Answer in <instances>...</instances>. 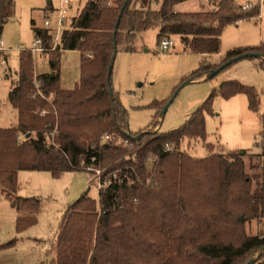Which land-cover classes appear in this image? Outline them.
I'll return each mask as SVG.
<instances>
[{
    "label": "trees",
    "instance_id": "obj_1",
    "mask_svg": "<svg viewBox=\"0 0 264 264\" xmlns=\"http://www.w3.org/2000/svg\"><path fill=\"white\" fill-rule=\"evenodd\" d=\"M188 1L129 0L124 8L127 0H89L56 50L48 31L35 30L49 55L48 74L35 76L33 54L21 51L19 80L9 94L18 125L0 129L1 193L20 214L17 234L38 224L41 208L40 199L18 196L20 172H48L55 179L67 173H86L91 179L100 173L99 201L90 197V188L66 210L50 247V264H247L264 249V233L243 232L246 223L264 219V164L262 174L250 177L245 163L249 156L264 161V115L261 140L255 144L262 153L196 159L182 150L186 141L206 143L205 115L213 114L217 95L226 100L245 95L257 113L258 90L224 82L179 129L139 135L130 131L113 90L119 50L136 53L143 33L156 30L159 44L178 37L185 52L211 56L220 53L228 26L260 16L259 6L245 9L235 0H219L210 12L176 11ZM11 5L14 0H0L1 26ZM63 51L81 53V78L73 90L60 84ZM249 54L264 57V46L233 49L219 66L203 62L188 83ZM36 82L47 100L33 99ZM21 135L28 141L20 143ZM105 135L111 137L107 142ZM17 242L15 238L0 248H14Z\"/></svg>",
    "mask_w": 264,
    "mask_h": 264
},
{
    "label": "rangeland",
    "instance_id": "obj_2",
    "mask_svg": "<svg viewBox=\"0 0 264 264\" xmlns=\"http://www.w3.org/2000/svg\"><path fill=\"white\" fill-rule=\"evenodd\" d=\"M88 1L72 0L71 21L68 22L67 29L70 28L72 19L78 16ZM235 1L242 7L259 6L260 16L228 26L222 35L219 54L202 56L185 52L178 37L170 38L174 42V47L164 52L158 43L156 30L140 35L135 44L136 53L119 50L113 65L112 85L126 111L129 129L133 134L157 131L168 133L179 129L207 101L214 90H218L224 82L237 81L258 90L261 101L259 112L250 110L245 95H237L229 100L217 95L213 100V114L205 115L208 137L206 143L186 141L182 150L196 159H203L212 154L228 155L250 150L254 153H262L261 148L256 147L255 144L261 140L262 115H264V67H261L264 58L244 59L212 79L207 76L188 83V78L203 62L219 66L226 54L233 49L264 46V0ZM14 2L12 12H6L8 22L3 28L0 25L1 38L6 45L5 56H7L6 63H0L2 107L0 129H9L18 125V112L10 104L8 94L10 88L19 80L21 51L31 48L36 40L31 22L34 20L38 27H44L42 8L49 2L59 8L61 0H14ZM110 2L113 3L112 0ZM216 5L218 1L193 0L180 9L184 13L210 12ZM160 7L161 3L153 8L159 10ZM33 60L35 76L51 73L48 53L34 54ZM80 78L81 53L63 51L60 69L61 87L65 90H73ZM168 104H170L168 110L164 112ZM55 134L56 130L53 135ZM20 137V143L28 141L26 135ZM207 144H212L213 147L209 148ZM245 163L250 177L263 173L262 159L249 156L246 157ZM99 176V173L91 176L94 184L92 185L86 173H67L59 179L53 178L48 172L23 171L20 174L18 196L37 198L41 201L40 212L37 215L38 224L26 232L20 246L31 244L28 237H37L45 243L37 246L32 242L30 247L20 250L17 253V264H30L35 253L41 254L42 264L51 263L52 253L48 249L55 241L63 215L90 188V197L99 201ZM255 190L254 183L252 192ZM9 209L5 196L0 194V242H4L11 232L7 224ZM243 232L246 236L262 235L264 219L246 223ZM261 252L262 250L253 253L245 263L257 259V264H264V254L259 258ZM5 253L7 252L0 251V264L12 263L14 258H7L10 254Z\"/></svg>",
    "mask_w": 264,
    "mask_h": 264
},
{
    "label": "built area",
    "instance_id": "obj_3",
    "mask_svg": "<svg viewBox=\"0 0 264 264\" xmlns=\"http://www.w3.org/2000/svg\"><path fill=\"white\" fill-rule=\"evenodd\" d=\"M71 1L72 0H61L59 8L53 11H47L44 15V30L48 31L49 35L53 39L52 50H56L58 48V45L61 43L62 35L64 31L67 30L68 22L71 21L70 19ZM213 1H219V0H213ZM250 7L251 5H247L244 8L249 9ZM172 47H174V42L170 38H165L160 43V48L164 52L170 51ZM28 51H30L33 55L37 53H41V54L46 53L47 50L45 49L42 38L37 37L33 46L30 49H28ZM5 53H6L5 43L3 39H0V63L2 64H5L7 61ZM36 89L37 92L33 95V99L40 97L44 100H47V98L41 92L40 85L38 82H36ZM48 102H51V100L48 99ZM45 114L46 112L43 111V115ZM19 139H21V137ZM110 139L111 137L108 135H105L103 137V140L105 142L109 141ZM99 188L101 189L100 180H99Z\"/></svg>",
    "mask_w": 264,
    "mask_h": 264
},
{
    "label": "crops",
    "instance_id": "obj_4",
    "mask_svg": "<svg viewBox=\"0 0 264 264\" xmlns=\"http://www.w3.org/2000/svg\"><path fill=\"white\" fill-rule=\"evenodd\" d=\"M112 1L115 2L116 0H112ZM191 1H193V0H190L188 2H191ZM188 2H185V3H182V4L178 5L176 7V11L182 12V10L180 9V7L183 6V5H185V4H187ZM14 5H15V2H14ZM14 5L8 6L6 12L11 13L12 10H13L12 8H14ZM72 5H73V2L71 1V9H70V11H72ZM55 9H57V8L54 6V3L49 2L48 5H46L44 8H42V12L45 15V13L47 11H53ZM5 19H6V23H7L8 22V19L6 17V13H5ZM5 24H3V25H5ZM31 25H32V29H33V33H34V36L35 37H36V32H35L36 29H44V27H38L37 24H36V22L34 20L31 22ZM2 28H3V26H2ZM0 39H2L1 38V33H0ZM5 48H6V45H5ZM25 50H28V49H25ZM22 51H24V50H22ZM6 59H7V56H6ZM37 76H39V75H37ZM207 76H209V75L204 76V78H206ZM14 87H15V85L10 88L9 94H10V92L12 91V89ZM9 94H8V99H9ZM21 173L22 172L19 173L18 178H19V176H20ZM0 194H2V193H0ZM6 202L10 206V209H9V211L7 213V224L9 226V229H11V232H10L9 236H7V238L4 240V242H0V247L3 246V245H5L6 243H8L9 241H11V240H13L15 238H18V242H17V244H16V246L14 248H11V249H1L0 248V251L7 252L8 254H10V255H7V258H10V259L11 258H14V259H12V263H10V264H17L18 263V261L16 260L18 258L17 253L20 252V250H23L25 247H30L32 245V242H34L37 246H40V245L44 244L45 242H43L42 240L37 239V237H34V238L28 237V240L31 241V244L29 246H24V245L20 246V242L22 240H24V235L29 230H27L26 232H24V233H22L20 235L17 234V232H16V221H17V218L19 217L20 214L17 212V210H15L11 206V204L9 203L8 200H6ZM57 233H58V231H57ZM57 233H56V236H57ZM48 251L50 252V248L48 249ZM14 252H16V253H14ZM7 253H5V254H7ZM41 261H42L41 260V254L37 255V253H35V255L33 256V259H32V261H31L30 264H42L43 261L42 262ZM5 264H7V263L5 262Z\"/></svg>",
    "mask_w": 264,
    "mask_h": 264
},
{
    "label": "water",
    "instance_id": "obj_5",
    "mask_svg": "<svg viewBox=\"0 0 264 264\" xmlns=\"http://www.w3.org/2000/svg\"><path fill=\"white\" fill-rule=\"evenodd\" d=\"M128 1H129V0H127V2H126V4H125L124 8L126 7ZM121 16H122V14H121ZM121 16H120V17H121ZM115 47H116V41H115ZM243 58H244V59H247V58L260 59V58H264V57H262V56L259 55V54H249V55H245ZM239 60H240V59H235V60L229 62L227 65L229 66V65H232L233 63H237V62H239ZM224 68H225V66L220 67L218 70H216V71L210 73V74H209L210 79H212V78L216 77L218 74H220V72L223 71ZM170 104H171V103H170ZM170 104H168V105L165 107L164 112H166V111L168 110V107H169ZM28 137H30V135H28ZM0 193H1V186H0ZM242 221H243V219H242ZM263 254H264V249L262 250L261 254L259 255V258H261ZM256 261H257V259L252 260V261H250V262L247 263V264H254Z\"/></svg>",
    "mask_w": 264,
    "mask_h": 264
}]
</instances>
